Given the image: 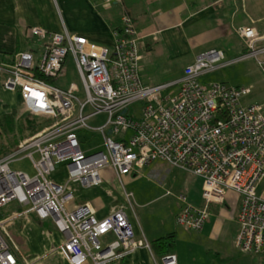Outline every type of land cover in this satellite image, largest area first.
Segmentation results:
<instances>
[{
    "label": "built area",
    "instance_id": "built-area-1",
    "mask_svg": "<svg viewBox=\"0 0 264 264\" xmlns=\"http://www.w3.org/2000/svg\"><path fill=\"white\" fill-rule=\"evenodd\" d=\"M101 2L110 7L121 0ZM119 24L111 49L66 30L50 33L32 27V38L43 42L39 60L35 63L32 54L19 53L12 62L0 63L2 86L19 95L23 112L52 122L0 158V209L14 201L28 207L24 214L0 221V264H34L7 232L16 218L30 213L40 221L53 220L62 241L51 254L57 253L66 264H117L138 250L151 252L143 235L135 238L125 214L128 208L133 210L131 194L123 192L124 204L98 219L89 203L74 205L72 186L98 187L102 173L109 170L123 188L124 178L139 176L157 161L202 182L199 204L183 193L177 196L178 226L201 232L210 207L224 205L232 193L237 206L236 247L264 256V199L257 193L264 178V104H244L248 88L199 83V77L228 63L223 51L216 49L197 56L174 82L143 85L137 30L126 14ZM236 34L245 53L233 62L253 59L263 70L264 33L240 27ZM68 55L80 79V95L53 84ZM135 104L140 105L137 115L131 111ZM100 114L107 116L106 122L89 127ZM85 131L100 136L99 148L83 149L78 135ZM18 157L31 162L32 177L10 168ZM60 166L66 169L64 183L52 180ZM162 264H177V258L165 255Z\"/></svg>",
    "mask_w": 264,
    "mask_h": 264
},
{
    "label": "crops",
    "instance_id": "crops-1",
    "mask_svg": "<svg viewBox=\"0 0 264 264\" xmlns=\"http://www.w3.org/2000/svg\"><path fill=\"white\" fill-rule=\"evenodd\" d=\"M124 14L131 17L137 30L142 56L139 75L142 84L150 87L174 82L179 74H172L168 68L177 63L185 68L206 51H223L225 62H233L242 56L245 47L236 34L237 28L253 27L257 32L264 33V0H121L120 4L110 7L103 5L101 0H0V63L12 62L19 53L32 54L35 63L39 60L43 42L32 38L29 33L32 27L50 33L66 30L71 34L84 36L92 44L111 49L115 40V29H119V19ZM235 62L254 60L246 58ZM2 82L3 76L0 75V110L18 112L22 107L19 95L6 91ZM57 83L58 78L53 84L62 89L67 88ZM243 103L264 104V90L254 95L250 91ZM94 135L100 138L98 134ZM100 145L101 138L100 144L95 148L85 149L84 145L82 147L84 150H93ZM58 173L60 176L56 177ZM111 175L115 178L111 171H104L103 183L98 187L83 189L72 186L74 205L89 203L95 209L98 219L105 218L119 208L118 199L108 192V187L104 184V180ZM128 179L132 178H124V183ZM52 180L64 183L66 169L60 166L53 173ZM198 181L196 190L188 187L183 193L193 204L200 202L202 182L199 179ZM257 193L264 199V178L257 185ZM232 195L234 196L232 193L228 194L224 205L210 207V216L201 234L213 238L223 231L224 221L227 220L226 210L229 207L237 210V206L234 207L235 196L233 200L229 199ZM178 210L179 207L172 212L169 227L171 232L162 231L157 237H147L149 243L177 232L175 216ZM21 216L24 215L19 217ZM139 230L134 229L136 239L140 238V232L145 237L143 229ZM237 234L238 225L235 219V240ZM61 241L62 238L60 243ZM163 256L141 249L117 264H157L155 258L162 259ZM176 258L179 264L178 256Z\"/></svg>",
    "mask_w": 264,
    "mask_h": 264
},
{
    "label": "rangeland",
    "instance_id": "rangeland-1",
    "mask_svg": "<svg viewBox=\"0 0 264 264\" xmlns=\"http://www.w3.org/2000/svg\"><path fill=\"white\" fill-rule=\"evenodd\" d=\"M168 69L172 74H179L176 79H180L184 66L177 63ZM198 81L201 84L223 83L228 87L248 88L253 95L254 93L259 94L264 90V66L262 70L257 67L255 62H228L216 71L199 77ZM57 85L66 86L79 95L81 94L80 79L70 55L58 76ZM139 108L140 105L135 104L131 107V111L134 110V114L137 115L136 111ZM22 116H25L28 124L29 122L38 123L37 128L45 125L43 119L24 113L23 107H20L18 112L16 110H0V155L15 148L23 139H28L35 134V131L25 132L23 136L19 133V120L21 121ZM106 120L107 116L100 114L90 120L88 125L91 128H98ZM12 122H14V130L18 133L17 137L13 136V133L10 134L8 130ZM8 123L9 125H7ZM5 128H7V132L4 131ZM79 138L81 142L83 141L85 149L87 147L95 148L100 144V138L97 135H91L88 131L87 133L86 131L82 132ZM10 168L26 173L30 177L34 175L31 162L23 157H18L10 165ZM59 176L60 173L56 175V177ZM198 183L196 177L159 161L142 169L139 176L128 179L123 184V188L112 175L104 180L108 192L118 199V206L121 207L124 201L123 192L132 195L133 210L128 208L125 210V214L134 229H143L148 242L149 238L147 237H157L158 233H162V231L171 232L169 227L172 212L179 207L177 196L180 193H185V189L188 187L196 190ZM229 199L233 200L234 196H230ZM27 209L28 207H23L14 201L0 209V221L10 216L24 214ZM236 214L235 208L229 207L226 210L227 220L224 221V229L213 238L185 229L175 223L178 230L175 232V245L172 254L178 256L179 264H264V256H252L236 247L234 237ZM7 232L28 261L34 264H64L57 253L51 254L60 244L62 238L51 218L40 221L33 214L24 215L16 218L7 228ZM140 233L142 236L143 233ZM155 259L157 264H162V259Z\"/></svg>",
    "mask_w": 264,
    "mask_h": 264
},
{
    "label": "trees",
    "instance_id": "trees-1",
    "mask_svg": "<svg viewBox=\"0 0 264 264\" xmlns=\"http://www.w3.org/2000/svg\"><path fill=\"white\" fill-rule=\"evenodd\" d=\"M115 31L119 32V29H115ZM43 123L45 124L43 127L41 128H37V125H39L38 123H31L29 122L26 123V118L25 116L21 118V121L19 120V125H20V132L18 129V132L23 136V133L28 132V131H35V134H33L32 136L36 135L37 133L41 132L42 130H44L45 128L49 127L51 125L52 122L48 121V120H42ZM13 123H9L7 125H9V132L10 134L13 133V136L16 135L15 137H17L18 133L17 131L14 130L13 128ZM7 128L4 129V131H6ZM7 132V131H6ZM31 136V137H32ZM26 139H23L22 141H24ZM20 141V142H22ZM19 142V143H20ZM19 143L17 144V146L13 149H10L9 151L5 152L4 154L0 155V158H3L4 156L12 153L13 151H15L19 145ZM174 245H175V234H169L166 237L163 238H159L156 239L154 241H152L150 243V247H151V251L155 254V255H168V254H172L170 253L171 251H173L174 249Z\"/></svg>",
    "mask_w": 264,
    "mask_h": 264
}]
</instances>
